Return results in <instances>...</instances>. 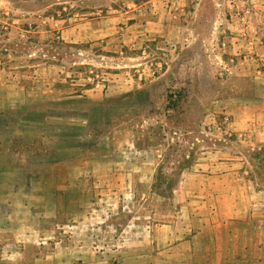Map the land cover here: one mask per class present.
<instances>
[{"label": "crops", "instance_id": "crops-1", "mask_svg": "<svg viewBox=\"0 0 264 264\" xmlns=\"http://www.w3.org/2000/svg\"><path fill=\"white\" fill-rule=\"evenodd\" d=\"M22 1L0 0V23ZM184 4L175 21L163 12L127 26L131 42L160 37L178 51L199 41L223 74L225 125L195 136L179 173L163 171L161 147L118 126L94 134L93 98L32 96L0 47V264H113L118 253L124 264H264V0H216L222 15L203 37L194 32L201 3L183 19ZM105 35L96 18L63 32L81 42ZM38 115L46 125L34 124ZM103 213L101 250L85 231L70 235Z\"/></svg>", "mask_w": 264, "mask_h": 264}, {"label": "rangeland", "instance_id": "rangeland-1", "mask_svg": "<svg viewBox=\"0 0 264 264\" xmlns=\"http://www.w3.org/2000/svg\"><path fill=\"white\" fill-rule=\"evenodd\" d=\"M184 1L183 19L192 16L189 13L195 10L193 6L201 3L194 32L200 37L209 35L212 22L222 15L216 0ZM22 4L26 7L2 16L5 20L0 23V47L8 54L2 58L18 64V77L34 88L32 96L93 98L94 134L97 130L107 133L118 126L138 145H149L155 152L161 147L166 166L163 171L173 174L189 166L192 158L188 147L196 141V135L210 137L208 133L224 124L225 114L220 108L223 74L210 64L199 41L192 48L178 51L174 41L160 37L127 41L129 23L148 16L157 19L163 12L173 21L178 10H171L160 0H23ZM27 17L22 23L13 20ZM93 18L107 36L92 42L63 37L68 28ZM23 33L26 35L20 36ZM209 115H214L215 121L210 123ZM43 118L36 116L34 124L46 125ZM11 126L19 125L8 122L7 129ZM39 134L40 131L32 133ZM159 175L162 176L160 172ZM106 214L101 222L90 216L86 222L77 223L70 235L85 231L92 249L101 250L97 248L99 226L109 221ZM68 229L60 228V232L65 236ZM113 264H124L120 253Z\"/></svg>", "mask_w": 264, "mask_h": 264}, {"label": "built area", "instance_id": "built-area-1", "mask_svg": "<svg viewBox=\"0 0 264 264\" xmlns=\"http://www.w3.org/2000/svg\"><path fill=\"white\" fill-rule=\"evenodd\" d=\"M252 0H245V4L246 5H249L250 4V2H251ZM160 2H163V5H166V7L167 6H170L169 8H171V10L172 9H175L176 10V7H177V5H178V0H160ZM246 10V13H249V12H251V10L247 7V9H245ZM243 35L244 36H246L247 35V32L246 31H244L243 32ZM208 117H210L209 119H210V123L212 122V121H215V116L214 115H209ZM224 122H225V119H224ZM208 125H209V123H208ZM221 127H218V129H220Z\"/></svg>", "mask_w": 264, "mask_h": 264}]
</instances>
